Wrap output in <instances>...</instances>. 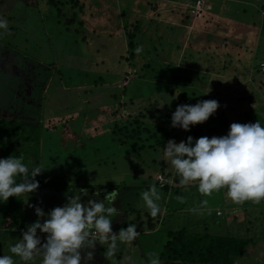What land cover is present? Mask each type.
I'll use <instances>...</instances> for the list:
<instances>
[{"label":"rangeland","instance_id":"374dc122","mask_svg":"<svg viewBox=\"0 0 264 264\" xmlns=\"http://www.w3.org/2000/svg\"><path fill=\"white\" fill-rule=\"evenodd\" d=\"M195 1L83 0L81 3H90L94 9L90 4L82 10L76 8V17L83 22L80 26L79 22L66 23L72 18L71 9L64 10L66 21L43 0H29L31 19L34 9L40 10L29 24L18 13V1L0 0V19L8 22L7 32L0 29V116L40 125L39 148L30 146L36 150L33 154L40 161L38 166L44 167L38 176L46 183L59 178L62 181L42 192L38 188L22 195L29 213L28 225L40 219L30 205L48 213L64 206L67 197L78 189L86 188L89 197H82V202L96 199L93 194L97 191L101 200L106 193L117 191L113 206L120 214L112 218L113 232L129 224H135L139 232L131 244L118 242L116 255L109 260L104 257L105 246L97 242L94 250H88L94 256L88 264H129L126 256H131L134 264H145L152 254L159 255L171 230L203 232L208 228L213 233L234 236L248 228L251 235L264 239V200L260 206L246 205L244 214H234L233 207L242 204H233L226 189L206 197L195 183L180 185L179 177L163 160V150L149 147L158 138L167 139L159 132L160 122L154 117L158 111L161 115L171 113L173 106L175 111L179 105L216 100L219 107L213 117L195 125L205 133V123H220L223 127L216 137L227 135L232 123H254L252 118L264 121L262 109L261 118H250V109H239L244 106L241 95L250 96L252 85L257 88L256 96L264 97L260 65L264 62V0H203L204 15L196 20L185 6ZM10 12L11 19L6 15ZM130 38L135 42L134 50L143 47L141 53L129 54ZM128 55L132 57L128 59ZM20 61L22 68H18ZM225 62L232 66L225 70L227 74L220 71ZM220 65L222 74L214 73ZM247 68L249 73L245 72ZM250 80L255 83L250 84ZM171 88L176 89L174 97ZM225 96L230 101L224 100ZM257 105L261 106V101ZM126 109L135 115L133 120H143L142 131L144 127L149 129L143 141L137 134L124 143L121 126L127 119ZM168 127L179 135L177 143L185 140V130ZM164 171L170 174L174 188L159 186L157 174ZM67 180L69 189L64 182ZM153 184L161 194L157 202L161 213L160 222L158 215L154 218L156 230L150 231L149 211L141 193ZM205 199L207 208L199 213L190 211ZM138 211L142 217H138ZM26 230L9 235L0 231V257L12 255L9 247L22 239ZM38 235L43 243L46 234L38 230ZM252 255L263 256L260 260L264 264V251H253ZM13 259L15 264H25L18 257ZM241 260L250 264V250ZM28 264H41V258Z\"/></svg>","mask_w":264,"mask_h":264},{"label":"clouds","instance_id":"9594fccd","mask_svg":"<svg viewBox=\"0 0 264 264\" xmlns=\"http://www.w3.org/2000/svg\"><path fill=\"white\" fill-rule=\"evenodd\" d=\"M0 29L8 30V22L0 19ZM137 54L143 51L142 46L134 50ZM219 107L216 100H205L195 105H179L171 117V126L190 131V126L202 124L213 115ZM163 160L173 170L179 183L188 186L195 183L202 196H211L213 192L226 189L227 198L236 205L251 201L259 204L264 200V126L256 123H232L225 136L208 138L200 137L193 141L192 136L187 141L177 143L168 140L163 149ZM44 170L43 166L29 167L24 163V156H9L0 159V201L7 202L10 197L29 194L39 188L35 177ZM96 199L88 198L82 202V197H89L88 189L81 188L72 196L67 197V203L55 207L48 213L38 206L35 208L38 218L22 232V239L9 247L12 255L0 257V264H15L13 256L20 261H34L41 258V264H88L94 259L93 251L96 243L105 246L104 257L114 258L120 244H131L139 235L135 224L121 228L118 233L112 229V218L120 214L114 207L118 192L106 193L101 200L100 192L93 194ZM143 205L155 218L161 213L158 201L161 194L155 184L141 193ZM183 202V198L177 196ZM208 200L201 201L193 213L207 208ZM211 214V209H208ZM202 214V213H201ZM46 219H43L44 217ZM43 219V222H41ZM40 233L46 234L42 243ZM86 251L82 257L81 252ZM129 264H134L131 256L124 258ZM148 264H161L159 257L152 254Z\"/></svg>","mask_w":264,"mask_h":264},{"label":"trees","instance_id":"16d2710c","mask_svg":"<svg viewBox=\"0 0 264 264\" xmlns=\"http://www.w3.org/2000/svg\"><path fill=\"white\" fill-rule=\"evenodd\" d=\"M47 1L49 5L56 8V11L59 12L60 15L65 14L64 12L65 5L68 6V2L66 3L63 0H47ZM197 1L198 0L193 2L192 5H190L189 8L190 12L192 10V6ZM204 12H205V2H204V9L200 17H194L192 12L191 14L195 19H198L203 17ZM76 21H78V17L76 16H73L71 19H68L69 24L71 23L75 24ZM134 46H135V42L130 38L128 41V47H129L128 52L131 55L133 54L135 55ZM232 56H233L232 54L230 56L226 55L227 58H230ZM131 57L128 55L127 58L130 59ZM221 58L223 59V57ZM222 59L220 61H222ZM21 62L22 61L19 62L18 68H20ZM143 66L147 67V64H144ZM222 66L223 65L218 66L216 71H214V73L222 74L221 72L218 71V69H220ZM224 67L220 71L222 72L224 71L225 74L229 73L225 71L228 70V68L230 67L227 66V62H225ZM234 67L236 68L237 66ZM249 69L250 68H247L245 72L249 73ZM236 71L241 73V71L237 68ZM262 71L264 70L262 69ZM254 83L255 82L253 80H250V84H254ZM240 86L243 88V84ZM256 90L257 88L254 85H252L250 86V92H251L250 96L245 97L241 95L240 99L244 104L243 108L234 106L235 108H239V109H244V108L250 109V118L252 117L259 118L260 117L259 110L260 109L264 110V97L262 99L260 95L256 96V94H258ZM175 92L176 89L171 88V95L173 97L175 96ZM216 94L218 95V93ZM224 100L230 101V98L228 96H225ZM260 101L262 103L261 106L257 105V103ZM173 107L170 108L171 113L169 112L167 114L161 115L159 114L160 112L158 111L157 115L154 117L155 120L160 122V125L158 126L159 132L162 133L163 136H165L167 139L158 138L156 143H153V145H149L151 150H156V151L157 149L163 150L168 140L171 139V140H175L176 142L179 140V135L176 136V134L168 127V125H171V117L172 114L174 113ZM229 108L230 107H227L221 110H227ZM246 112L249 113V110H246ZM125 114H127V116H125L127 117V119L126 122L123 124L124 127L121 126V128H124L125 131V134L123 133L121 135V137L125 138L124 143H127V138L129 136L137 135V134L139 135V140L143 141L145 134L149 132V129H147L146 127H144L143 129L145 130L142 131L143 120H139L138 117H135L136 119L133 120L135 115H133L128 109H126ZM212 117L213 115L210 116V119ZM252 119L254 120V123L259 121L258 119L257 120L254 118ZM259 122L261 123V125L264 123V121L262 120H260ZM247 123H248L247 121H243L242 124H247ZM204 126L206 127L205 133L202 132V128H200L199 126L197 128L196 126H190V131L185 132L184 141L185 142L187 141L188 136H192L194 142L196 139L203 136L212 138L213 136H216L219 130H221L223 127L220 123L217 126L216 125L208 126V123H205ZM224 126L229 128V124H225ZM40 130L41 127L39 124L34 125L30 123L28 124L22 123L12 118H6L4 116H0V159L7 158L9 155H12L13 153L16 156V154H18V152H20L23 149V146H27L26 143H29L30 145L34 146L36 150H38L40 145V134H41ZM126 130L129 132L126 133ZM150 138L151 137H148V139ZM144 145L145 144H143L141 148L144 147ZM133 150H137V149L134 148ZM32 154L27 155V157H25L24 160V163L29 165L30 168L33 165V160L32 159L30 160ZM37 163L38 164H34V166L35 165L38 166L40 161L37 160ZM158 174H163L168 180L166 182V186L162 188H165L166 190H168L169 188H174L173 182L168 183L171 180L170 178L171 176L169 173H167V171ZM37 181L39 182V189H43V188L49 189L50 186L52 187V183L58 185L62 182L61 178H59V179H54L53 182L51 181L46 183L41 178H39V176H37ZM64 182L67 185L66 188H68L69 180ZM57 188L58 187L56 186V189ZM246 205L250 206V208L254 206L256 207L262 205V201L259 204L253 203L251 201L245 202L239 207H233L234 208L233 213L236 214L242 211V214H244L247 211V207H245ZM47 206L48 209L51 207L49 204H47ZM137 215L138 217H142L140 211H138ZM219 215H222V212H220ZM158 217H159L158 220L160 222V214H158ZM28 218H29V213H27V205L25 204L22 195L17 197L15 196L10 197L7 202L0 201V231H2L4 234L9 235L10 232L27 229ZM147 225L150 231L156 230L157 228V223H155L154 218L151 217L149 213H147ZM250 228H251V223H250ZM249 250H250V259H253L250 260V264H261L262 261L260 260V258H262L263 256L257 258L259 254L256 255V257H254L252 253L253 251H264V239L259 238L256 235L254 236V234L251 235L250 229L248 228L243 233H239L238 235H234V236L228 234H222V233H213L208 228L206 229L204 228L203 232L201 231L191 232L187 229H180V230L168 231L166 240L163 242L162 247L160 248L158 257L161 261V264H244L241 260L242 256H244V254ZM147 263L148 261L145 264Z\"/></svg>","mask_w":264,"mask_h":264},{"label":"crops","instance_id":"0c3cea01","mask_svg":"<svg viewBox=\"0 0 264 264\" xmlns=\"http://www.w3.org/2000/svg\"><path fill=\"white\" fill-rule=\"evenodd\" d=\"M14 1H18V3H19V6H18V9L17 10H19L18 11V13H22V19L23 20H26L29 24H30V22H32V21H34L35 19H36V16H37V14H38V12H40V10H39V8H36V9H34V19H31V13H30V6H29V0H14ZM43 1H45L47 4H48V1H46V0H43ZM64 2H68V6L67 5H65V10L67 9V8H69V9H71V13H69V15L70 14H72V16L71 17H73V16H77L78 14H77V9L76 8H79V10H82V9H84V7L85 6H87V4H84V3H81L83 0H63ZM69 2L70 3H72L71 5H69ZM90 4V3H89ZM88 4V5H89ZM193 4V2H186L185 3V6L186 7H188V8H190V5H192ZM80 6L82 7V8H80ZM90 6H91V8L90 9H94L93 8V6L90 4ZM25 7H27L28 8V11H26V8ZM54 9H56V8H54ZM59 13V12H58ZM77 14V15H76ZM6 15H8V17L11 19V18H13V13H8V14H6ZM65 18V20L67 21V17L68 16H66L65 14H62ZM79 16V15H78ZM194 18V17H193ZM195 19V18H194ZM196 20V19H195ZM77 22H79V24H80V26L82 25V21L79 19V17H78V21H76V23ZM66 23H68V21L66 22ZM23 24V23H22ZM23 27H27L25 24H23ZM192 27V26H191ZM78 34H79V32H78ZM85 41H88L86 38H83ZM26 145L27 146H23V149L20 151V152H18V154H16V156H19V155H23L24 156V160H25V157H27V155H30V154H32V153H34L35 151H34V149L33 148H30V146H32V145H30L29 143H26ZM32 147H34V146H32ZM13 156H15L14 155V153L12 154ZM12 155H9V156H12ZM8 156V157H9ZM35 160H34V159ZM33 160V163H35L36 162V164H37V159L35 158V155L34 154H32V156L30 157V160ZM34 165V164H33ZM33 165H32V167H33ZM36 166V165H35ZM40 190V192H42L41 191V189H39ZM25 201V200H24ZM119 257V256H118Z\"/></svg>","mask_w":264,"mask_h":264},{"label":"built area","instance_id":"2783aa9c","mask_svg":"<svg viewBox=\"0 0 264 264\" xmlns=\"http://www.w3.org/2000/svg\"><path fill=\"white\" fill-rule=\"evenodd\" d=\"M204 9V2L203 0H198L193 6H192V14L194 17H200ZM262 69L264 70V62L261 63ZM157 181L159 182L160 187L166 186V182L168 181L167 178L163 174L157 175ZM173 181L170 180L168 183H172ZM174 183V182H173ZM148 264V263H147Z\"/></svg>","mask_w":264,"mask_h":264}]
</instances>
